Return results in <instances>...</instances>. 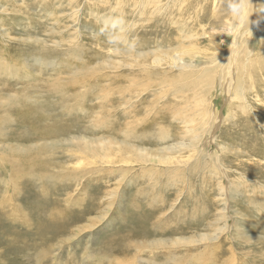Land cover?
<instances>
[{"label": "rangeland", "instance_id": "rangeland-1", "mask_svg": "<svg viewBox=\"0 0 264 264\" xmlns=\"http://www.w3.org/2000/svg\"><path fill=\"white\" fill-rule=\"evenodd\" d=\"M140 1L0 0V28L8 29L12 35V40L6 43L0 32V59L11 62L12 69L28 62L30 67H27L26 74L33 78L28 80L9 75L11 77L7 80L0 77V85L7 84L0 89L4 92L0 97L6 99L3 108L8 113L0 122V134L3 135L0 146H4L0 152L6 149L4 156L18 160L20 166L22 157L13 150L25 146L24 155L36 165L31 164L33 168L28 165L24 171L44 172L45 169L37 165L40 162L51 170L57 165L54 170L63 176L66 165L63 162L71 163L73 159L64 150L66 143L54 141L55 145L47 148L45 142L33 140L35 130L38 132L37 127L52 129L70 124L93 128L92 124L99 119L97 113L79 110L70 113L67 108L82 106L87 110L97 100L100 103L107 91V96L121 100L120 105L122 100L132 103L122 104L120 108L136 111L138 116L129 118L134 119V126H148L145 140L148 139L147 147L154 152L176 143L179 145V142L189 143L192 138L195 139L194 146L201 143L204 150L197 147L192 151L190 145L185 144L180 151H170L175 157L173 163L159 164L156 161L149 165L157 171H148L135 162L131 164L135 167V180L129 181L128 178L121 183L118 181L120 175L116 177L100 171L90 176H93L90 182L86 178L59 180L55 184L44 180L37 189L35 174L29 173L20 179L21 195L15 196L16 201L0 182V214L3 216H0V264H117L121 260L126 263L134 261V264H264V67L257 69L256 74L246 76L245 101L232 99L218 84L211 95V86L193 84L198 81L200 68L210 63L208 55L218 52L217 60L224 63L226 52L235 38L231 17H222L226 16L223 12L229 9L230 1L188 0V8H184L188 10L187 14L183 9V14L172 10L171 14H164V18L156 17L148 10L150 3L140 13ZM95 11L102 15L123 16L126 27L122 29L127 32L129 40H121L119 26L97 18ZM189 14L194 17L185 31L188 35L198 31L194 39L183 38L179 25L172 22ZM220 19L224 22L215 27L214 21L220 22ZM247 30L246 27L244 33ZM31 37L49 42L48 46L43 49L37 43H24ZM52 39L58 41L57 44L51 43ZM70 39H74L81 50L72 49L76 46ZM255 39L254 35L252 42ZM4 44L6 49H3ZM182 45L189 50L184 56L192 67L190 78H182V66L176 67L169 61H163L160 66L153 62L152 55L144 59L151 65L141 68L139 53L153 47L183 51ZM33 55L42 56L43 61L30 60ZM50 59L55 62L48 61ZM261 61L264 62V58ZM191 84L190 90H182ZM121 91L124 95L120 94ZM35 92L40 102L37 96L33 100L24 96H34ZM202 93L205 96L201 102L199 95ZM21 103L37 110L41 105L42 113L39 110L36 119L21 122L17 115V105ZM25 105L23 108H28ZM109 113L118 114L113 110ZM201 113L206 116L202 124L199 123ZM143 117L144 124H139L138 120ZM187 117L195 123H186ZM211 118L212 128L209 124ZM188 125L195 129L191 137L186 133ZM206 126L212 134L208 135ZM161 130L169 137L162 140L160 135L157 136ZM74 132L80 135L76 130ZM69 135V132L62 133L61 141H66L64 138H70ZM52 139L47 142L52 144ZM162 153L168 155L169 150ZM222 167L226 169L225 176ZM127 170L129 176L131 171ZM7 173L8 170L1 166L0 179L8 178ZM105 179H109L108 182ZM73 180H77L76 184ZM228 183L233 189L224 190L222 194L221 185L229 186ZM114 184L118 186V194L111 197L107 191L115 187ZM45 187H49V195L44 193ZM69 192H72L70 198ZM119 196V203H113L112 198L114 201ZM37 204L40 205L37 207ZM18 205L24 207V214L17 210ZM55 210L61 214L53 217ZM13 212L21 217V221L12 220ZM28 222L32 225H25ZM40 222L44 225H39ZM182 238L187 240L172 243ZM162 239H166L164 248L151 251L155 246L151 247V241L161 242ZM137 258L139 261L135 262Z\"/></svg>", "mask_w": 264, "mask_h": 264}, {"label": "bare ground", "instance_id": "bare-ground-1", "mask_svg": "<svg viewBox=\"0 0 264 264\" xmlns=\"http://www.w3.org/2000/svg\"><path fill=\"white\" fill-rule=\"evenodd\" d=\"M187 1L188 0H141L139 2L140 4L138 5V9L141 8L142 11L140 13H143L144 12L143 10L146 8L145 6L148 3H150L151 6L148 8V10L151 11V13L153 15H155L156 17L160 16V17H163L164 18V14H171V11L172 10H174V11L177 10V11H179V13L183 14L184 12L182 13V11L185 10L184 8L187 7V5H188V2ZM229 1H230L229 2L230 4L228 3L229 4V6H228L229 9H226L223 12V14L226 15V16H223L222 15V17L225 18V19L231 17L230 18V22H232L234 24V26H233L234 27V30H233L234 32L233 33H234V37L235 38L231 41L230 48L226 52L227 53V56L224 58V63H222L221 61H218L217 60L219 58V56L217 55L218 52L213 53V56H210V55L207 56V58L210 59V63L200 68L202 70L199 73L200 76L198 75L199 77H197L198 78V81H196V83L193 84V85L196 86L197 84L198 85H201V84L205 83L206 86H208V87L211 86L212 87L211 88V95H212V93H213L212 91L214 90L213 89L214 86L216 84H218L223 90H225L226 92H228L230 94V96H231L232 99L233 98H238V99H241V100H244L245 101L246 98H247L246 97V91H245L246 76L248 78L250 75L252 76L253 74H256V70L257 69H261L262 66L264 67V62L261 61V59L264 58V0H257L256 1V4L254 3V0H229ZM120 6L121 5H119V7ZM230 6H234L235 9H236V11H234L233 10V7H230ZM152 8H154L153 11H152ZM118 9L121 10L120 8H118ZM118 9H117V12H119ZM186 10H185V14H187L186 12L188 11V10L187 11ZM3 13H5V12H3ZM94 13H95V16L97 18H99V19L100 18H103V20H105L106 22H111V23L119 26L118 29L120 30V33H119L120 39L121 40H125V41H128L129 40L128 38H126L127 37V34H126L127 32L126 33L123 32V29H122V28L126 27V24L124 22L123 16L121 18V17H118V15L115 16L113 14H109V15H104L103 14L102 15V13H100L99 11H95ZM183 17H184V19H178V20H175L174 19V20H172V22L175 25L176 24L179 25L178 26L179 27V31L181 32V36L183 38H185V39L193 38L194 39V37L198 34V31H195V33H193L191 35H188V31H185L186 25H188L191 22V19H193L194 15H190L189 14V15H185ZM216 17H217V15H216ZM163 18L161 20H163ZM221 22H224V20L220 19V22L217 21V20H215L213 25L216 27L217 23H221ZM0 27H2V26L0 25ZM246 27L248 28V30L246 31V33H244V29ZM0 32L2 34L3 40L6 43H8L9 40L11 39V36H12L11 34H9L8 29L5 30L4 28H0ZM254 35H255L256 39H255L254 42H252L254 40ZM210 37L211 38H214L215 36H213V37L210 36ZM44 41L41 40V38H39V37L38 38L31 37V38L25 39L24 40V43H27V42H29L31 44L32 43H37V44L42 45V48L43 49H46V47L48 46V43L49 42H46V41L44 42ZM51 41H52L51 43H54V44H57V42H58V41H55L54 39H52ZM69 41L72 42L76 46V47H74V46L71 47L72 49H74V50H81L80 47L75 44L74 39H70ZM77 43H79V42H77ZM11 44H12V42H11ZM144 45H147V43H145ZM167 46L169 48L171 47L170 44H168ZM149 47H151V45ZM181 47H182L183 51H176V50H179V48L172 49V50H166L165 51V50H161V49L157 50V48L155 49L153 47L149 51H143V52L139 53L137 56L138 57H141V68L143 67L145 69L147 66H150L151 65V63H148V62L144 61V59L148 58V55H152L153 62L154 63H158V65H160V66L162 65V62L163 61H169L171 65H174L176 67L177 66H180V67L182 66V68H183L182 73H181L182 78L183 79L190 78L192 76V74L190 73L192 67H190V65L186 62V59L187 58H186V56H184L187 53H189V50L185 49V46H183V45ZM6 48H7V46H6V44H4V48L3 49H6ZM51 49H50V51H51ZM25 50L26 49H24V51ZM37 50H38V48H37ZM170 51L171 52L173 51L174 53L173 54H170L169 53ZM79 52H81V51H79ZM84 52H85V50H84ZM23 54H24V52H23ZM128 56H129V54H128ZM26 57L27 56H25V58ZM29 58H30V56L28 57V59ZM11 59H13V58H11ZM30 60H33L34 62H36V61L39 62V61H43V58H42V56H39V55H33L30 58ZM48 61H54L55 62V60H53V59H50ZM26 62H27V59H26ZM89 62H91V61H89ZM28 64L29 63L27 62V64L24 63V66L21 65V67H17V68L12 69L11 62L9 63L8 61H4V59H2V60L0 59V77H4V78H6L8 80V78L11 77V76L14 78V77H17L19 75V76H21L23 78H26L28 80H33V78H32L31 75L26 74V72H27L26 69L29 66ZM89 64H91V63H89ZM42 65H43V63H42ZM185 68H186V70H185ZM187 68H189V71L187 70ZM19 71L20 72H24L25 74H20ZM77 72H79V71H77ZM80 72H82V71H80ZM85 74H87V73H85ZM9 75H11V76H9ZM254 77H256V76H254ZM116 78L118 79V77H115L114 76V79H116ZM54 80H56V79H54ZM58 82H60V81H58ZM152 83L153 82H151V85H152ZM193 85L192 84L191 85H185L182 90L183 91L190 90V88ZM6 86H7V84H5V86H1L0 85V89L5 88ZM109 87L111 88V85H109ZM2 93H4V92H1L0 91V96L2 95ZM66 93H68V92H66ZM66 93H65V95H66ZM107 93H108V91L104 94L105 95V98H103L100 103H98V100H97L96 103H94L93 105L91 104L90 106H88V108L86 107L87 110L86 109H83L82 106H76L74 108H73V106H70L69 108L66 107L67 110H69L70 113L73 110H79L82 113H86L88 111L97 113V116H99V119L92 124V127L93 128H90L91 130L94 129V131H91L89 128L87 129L85 127H82L81 128L80 125L77 124L79 122L76 123L78 125V127H74L73 125L70 124V125H66L64 127L55 126L52 129H49V128H46L45 129V128H39V127H37L38 128L37 129L38 132L35 130L34 135H33V140L35 138V141H39V142L40 141H43V142H45L44 145H47V148H48V145L49 146L55 145L54 143H52L54 141L55 142H60V143H66L64 150H66V152L69 154V157H71V159L72 158L73 159H72V161H70L71 163L63 162L64 164H66L65 167H64L65 168V172H64V175L63 176L62 175H59V173L56 172V170H54V168L57 165H55V167L53 168V170H51L46 165H43L40 162H38L37 165H38V167H40L42 169H45L44 172L39 173V174L38 173L35 174V172H33L34 170L33 171L31 170L29 172L24 171V169L28 165L29 166L31 164L33 166L36 165L35 162H32V161L28 160V158L24 155L25 150H26V147L25 146H19V147H16L15 150H13L15 153L20 154L21 157H22L21 158V162H20V166H18V164H17L18 163V160H12V159L7 158V156H4L7 152H6V149H4V148L2 149V152H0V164L3 167V169L8 170V173H7L8 178H2L1 177L0 182L5 185V188H6L7 192H9L8 194L9 195L12 194L13 197L12 196L11 197L13 198L14 201L18 200L15 196H17V194L20 193V191H21L20 186H21L22 183L20 184V179L22 177H25L26 175H29V173H34L35 174V179L37 180V182H36L37 189L38 188H41L40 187V183H41V181H44V180H49L50 182L52 181L55 184L59 180H69V181H71L73 178L74 179H77V178L78 179L86 178V179H88L87 182H90V180L93 177V176L92 177H90V176L91 175H96L100 171H103L104 173L107 172L106 173L107 175L108 174H111V175H115L116 177H118L120 175L121 178L118 179V181H119V183H121L122 181L123 182H126V180L128 178H129V181L135 180L134 179L135 178V175H134V171H133V169L135 167H133V165H131V164H133L135 162H137L138 164H142L143 168L146 167L148 171H157L158 169H156L154 166L153 167H150L149 165H154L156 161L159 164H163V162H166V161L168 163L169 162H172L173 160H175V157H173V155L170 153V151H172V150L180 151L181 146H183L185 144L187 145V147L190 145L189 147H190V150H192V151L193 150H196L197 147L202 148L201 151L204 150V148L202 147L203 145H201V143H197V147H195L194 144H193V140H195V139L192 138L189 141V143L179 142V145H177L178 143H176L175 145H171V146L165 147L166 149L161 148V150H158V152H154L151 147H147V143H148L147 140L148 139L145 140V136H147V134H145V129H147L148 126L142 125V128H139L138 127L139 126L138 124L134 126L132 124V120L134 121L135 117L138 116V114L136 113V111L134 112V110L128 109L126 107L120 108V106L122 104L124 105L126 103H131V102L129 100H125L123 102V100H122V103L120 105V104H118L121 101L120 99L113 98V97H109V96H107ZM34 94H35L34 96H30L28 94H24V96L25 97H28V98H30V99L33 100V99H36L35 96L38 97V95L36 94V92ZM40 94L41 93H39V95ZM120 94L121 95H124V91H121ZM68 96H70V94ZM203 96H205L203 93L199 95V98H200V101L201 102H202V100H204L203 99ZM122 98H123V96H122ZM81 99H83V98H81ZM38 101H39V97H38ZM62 101H64V100H62ZM68 101H69V99H68ZM15 102H17L16 99H15ZM51 102H52V100H51ZM6 104H7L6 103V99L5 98L2 99V97H0V122L2 120H4V118L6 119V116H8L7 115L8 114L7 111L5 110V108H3V106L4 105L6 106ZM24 105L25 104H22V103L17 105L18 106L17 115L19 116V119H20L21 122H24V121H33L34 119H36L38 117L39 110L42 113V108L40 107L41 105L38 106L39 107V110H37L34 106L32 107V106H27V105H25V106L28 107V108L24 109L23 108ZM111 110H113L115 113L117 112L118 114L112 115L111 113H109V111H111ZM211 110H213L214 113L216 111L213 105H211ZM44 112H46V110H44ZM2 115H4V116L1 117ZM200 115H201L200 116L201 120H200L199 123L202 124L204 122V120L206 119V116H205V113H203V114L201 113ZM125 116L128 117L127 118L128 120L127 119H124V120L122 119V118H125ZM131 117L134 118V119H129ZM138 121H139V124L140 123L144 124V117L142 119H139ZM8 122H9V118H8ZM185 122L186 123H189L190 125L192 123L193 124L195 123V121H193L189 117H187V119H185ZM209 124L211 125L210 128H212V118L209 120ZM203 127H204V124H203ZM210 128L208 129L207 126L205 127V129L207 131H209L208 132V135L211 133ZM186 129H187V132L186 133L189 134V136L191 137L194 128L191 129L190 126L188 125L186 127ZM74 130H76V132H79L80 135L74 134L75 133ZM68 132L71 135V136L69 135L70 138L67 137V138H64V139H66V141H61L60 138H62L61 137L62 136V133L68 134ZM98 132H101L103 134L101 136L93 135V134H97L98 135ZM106 133H109V134L106 135ZM76 135H78V136H76ZM150 135L152 136V134H150ZM158 135H160V138L162 140H164L165 138L169 137L168 136L169 134L167 132H165V131H162V130L159 132V134H157V136ZM199 136H200V140H201L202 139V134L199 135ZM49 138H53L52 141H51L52 144H49L47 142V140ZM0 139H3V135L2 134H0ZM30 145H32V144H30ZM2 147H4V146H0V149ZM164 150H169L168 155L162 153ZM215 161H217V160H215ZM215 165H216V163H215ZM33 166H30V167L33 168ZM50 168H52V167H50ZM127 169H129L131 171V174L129 176H128V172H127L128 170ZM108 170H110V171H108ZM225 170L226 169H224L222 167V172H224V176L226 175ZM34 174H32V175H34ZM105 180L108 182L109 179L108 180L105 179ZM73 181H74V184H76L75 182L77 180H73ZM78 182H81V181H78ZM114 185H115V187H113V188H111V190L107 191L108 192L107 194H111L110 195L111 197L112 196H115V193L118 194V186L116 184H114ZM27 186H28V184H27ZM45 186H46V184H45ZM67 186H69V185H67ZM221 186H223L222 187V190H223V193L222 194H224V190L226 192L228 190L230 191L231 189H233V185L230 186V184H229V186H225V184H222ZM29 190H30V188H29ZM45 190H44V193H46V195H49L50 194L49 187H45ZM72 192H69L67 194L69 198L72 195ZM77 192H80V190L77 191ZM0 193H1V191H0ZM20 195H21V193H20ZM61 195H60V197H61ZM55 196H56V194H55ZM75 198H76V195H75ZM113 198H112V202L113 203H119L120 196L118 197L117 200L115 199L114 201H113ZM1 199H2V197H1ZM55 199H57V198H55ZM62 201H63V199H62ZM74 202H77V201H74ZM38 205H40V204H37V207H38ZM42 209H43V207H42ZM99 209H101V208H99ZM17 210L20 211L21 214H24V207L23 206L18 205V209ZM48 210L49 209H47V211ZM106 212H107V210H106ZM15 214H16V216H14ZM42 214H44V213H42ZM60 214L61 213L59 211L55 210L54 213H53V217L56 216V215H60ZM62 214H63V212H62ZM14 215L12 214V220H16V221L19 220V221H21V219H19L21 217L18 216L17 213H14ZM0 216H1V214H0ZM45 216L47 217V214ZM1 217H3V216H1ZM4 217H6V216H4ZM49 219H51V218H49ZM28 224H29V226L32 225V223L30 225L29 222L27 224H25V225H28ZM39 225H44V223L41 224V222H40ZM227 226L228 225H226V228H227ZM43 230H45V229H43ZM41 237H43V235H41ZM44 237H46V236H44ZM124 238L125 237H123V239ZM182 240H187V239H185V238L184 239L183 238L182 239H177V240H174V242H172V243L178 244V243H181ZM160 241L161 242H153V241H151V247H152V245H155L154 247L151 248V251H154L156 249H159L160 247L164 248V246L166 245V243H165L166 242V239H162ZM166 247H168V246H166ZM137 259L138 260L135 259V262H138L139 261V258H137ZM140 259H142V258H140ZM45 261H46V259H45ZM117 262H119V261H117ZM117 264H134V261H130L129 263H126L125 261L121 260V262L120 263H117ZM152 264H154V263H152Z\"/></svg>", "mask_w": 264, "mask_h": 264}, {"label": "clouds", "instance_id": "clouds-1", "mask_svg": "<svg viewBox=\"0 0 264 264\" xmlns=\"http://www.w3.org/2000/svg\"><path fill=\"white\" fill-rule=\"evenodd\" d=\"M230 7H233V10L236 11L235 7L234 6H230Z\"/></svg>", "mask_w": 264, "mask_h": 264}]
</instances>
